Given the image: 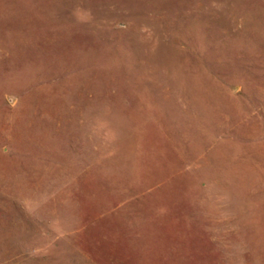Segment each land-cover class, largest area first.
I'll use <instances>...</instances> for the list:
<instances>
[{"label": "rangeland", "instance_id": "obj_1", "mask_svg": "<svg viewBox=\"0 0 264 264\" xmlns=\"http://www.w3.org/2000/svg\"><path fill=\"white\" fill-rule=\"evenodd\" d=\"M0 264H264V0H0Z\"/></svg>", "mask_w": 264, "mask_h": 264}]
</instances>
